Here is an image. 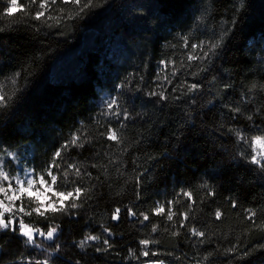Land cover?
Wrapping results in <instances>:
<instances>
[{
  "label": "trees",
  "instance_id": "trees-1",
  "mask_svg": "<svg viewBox=\"0 0 264 264\" xmlns=\"http://www.w3.org/2000/svg\"><path fill=\"white\" fill-rule=\"evenodd\" d=\"M18 2L28 5V0ZM6 3L7 0H0V26L12 23L2 16ZM243 5L240 8V0H236L239 23L207 74L217 76V89L225 83L233 85L221 96L234 106L251 84H264V0H243ZM233 11V0H94L93 8L82 19L63 24L59 29L41 26L36 31L23 22L20 13L14 17L12 27L0 32V78L23 69L18 79L20 98L0 111V152L17 151L30 167L41 171L73 131L87 129L86 135L96 137L99 129L91 117L111 95H122L123 106L133 113L135 120L127 122L124 130L128 148L120 157L126 170L124 176L117 173L118 165L109 166V157L103 155L109 144L116 148L113 142L94 139L82 149L69 151L68 162L74 158L94 177L99 176L100 181H94L93 200L79 211L78 219L67 216L56 219L62 232L55 242L62 247L59 253L52 254L50 264H75L77 260L80 264H137L136 260L124 257L128 256L129 248L139 255V239L158 241L149 245L153 250L173 252L171 256L141 257L139 264L154 259L164 260L165 264H194L192 258L197 253L203 257L209 252L213 255L203 264H264V252H255L245 261H235L232 254H224L232 244L242 241L247 247L260 241L262 233L248 230L250 222L244 219L242 210L264 208V174L250 165L234 162L231 159L234 138L213 132L217 123L222 120L225 125L228 123L221 115L224 111L221 101L213 99L207 87L203 94H197L194 106L188 103L191 97L156 104L155 97L144 95V91L154 86L153 77L161 59L173 57L179 66L183 49L167 46L179 43L178 34L198 38L213 31L219 34L224 22L231 20ZM181 79L194 82L192 77L182 74L173 83ZM121 83L127 87L118 89L116 86ZM137 85L141 91H137ZM249 95L257 104H264V90L257 88ZM137 113L141 116L146 113L147 118H136ZM254 119L264 128V120ZM80 121H84L83 128ZM112 126L119 127L116 123ZM235 126L251 129V123L242 118ZM254 134L257 133L251 129L249 135ZM97 150L101 153L99 158L93 155ZM248 150L251 152V148ZM6 163L15 170L11 160ZM93 163L100 167H91ZM145 171L138 201L135 177ZM205 181L214 189L213 197H207L199 187ZM181 187L191 190L196 201L189 226L206 229L210 243L196 245L184 230L179 236H172L175 229L169 227L165 231L171 222H166L163 216L152 215L144 227H140L139 220L128 218L126 206L133 207L138 215L150 212L155 202L172 199ZM230 199L238 201L237 208H232ZM116 208L121 209L120 218L112 221L111 214ZM218 208L223 214L221 220L214 215ZM173 211H188L187 202L175 205ZM260 219L264 215L258 222ZM101 224L114 233L109 253L73 246V240L81 239L87 232L103 238ZM152 224L159 226L156 233L151 231ZM41 227L47 230L45 224ZM44 245L55 246L52 241H45ZM21 254L38 259L48 255L40 249L22 246L11 234L0 235V264H18L17 257ZM185 255L188 259L183 258Z\"/></svg>",
  "mask_w": 264,
  "mask_h": 264
},
{
  "label": "snow or ice",
  "instance_id": "snow-or-ice-1",
  "mask_svg": "<svg viewBox=\"0 0 264 264\" xmlns=\"http://www.w3.org/2000/svg\"><path fill=\"white\" fill-rule=\"evenodd\" d=\"M236 0H233V15L230 21H225L221 27L219 34L212 32L211 35H204V38L193 37L190 34H178L179 43L169 44L171 48H181L183 52L180 54L179 66L173 57L161 59L158 62L156 75L153 77V87L151 90L144 91V95L152 98L155 97L156 104L167 103L169 100L173 102L183 101L185 97H191L188 101L190 105H196L197 94H203L207 87L208 94L213 95V99L221 101V115L228 121L227 125L223 122L217 123L213 132L218 136L227 135L234 138L235 147L231 159L240 164L250 165L252 168L264 174V128L255 123V117L264 120V104H257L253 96L249 95L255 89L264 90V84H251L246 92H242L240 100L234 106L232 102H224L221 93L233 87L230 83H225L219 89L216 88L217 76H208L212 71L214 61L219 56L220 50L224 47V42L228 40L230 34L234 32L239 23L240 8H242L243 0H240V8L235 7ZM94 0H28V5L18 2V0H7L6 6L2 8V16L8 18L12 23L0 26V32L6 27H12L16 22L14 17L23 13V22L36 31L40 27L59 29L61 25L68 22H74L82 19L93 8ZM197 19H201L198 17ZM62 35L63 33L58 32ZM23 69L17 71L10 76L0 78V111L11 107L17 102L22 94V89L18 87V79L21 77ZM186 75L193 78L194 82L188 79H181L177 83H173L180 75ZM144 77L140 76L143 81ZM169 86L171 90L169 91ZM119 88L127 87V84L121 83L116 86ZM137 91H141L137 85ZM151 102V100H150ZM209 104L212 101L208 102ZM252 108L249 109L248 105ZM189 114L190 113H186ZM136 118H147V114L141 116L136 114ZM247 120L251 123V129L257 134L249 135L251 129L235 126L239 119ZM91 119L98 126L96 137L86 135L87 129L84 131H73L70 139L64 140L59 147L52 153L45 167L37 172L35 168L28 167L22 162L17 151H9L4 149L0 152V235L11 234L20 240L22 246L40 249L42 253L48 255L44 259H38L31 255L21 254L17 257L18 264H50V258L53 253H59L62 245L56 243L58 234L62 232L61 226L55 221L61 216L69 218H79V211L89 204L94 197L95 182L100 181V177H94L87 167L78 163L74 158L72 162H68V153L71 149H82L85 144H91L93 140H106L113 142L116 146L113 149L112 144L108 145V149L103 152L104 156L109 157L108 164L118 165L116 171L119 175L124 176L126 170L123 169L120 157L128 148L125 146L127 137L124 135L126 123L135 122L133 113L123 106L122 95H111L104 102L100 110ZM113 123L119 127H113ZM83 128L84 121L79 122ZM257 145L260 150H257ZM251 148V152H249ZM118 152L119 155L115 153ZM99 158L101 153L99 150L93 153ZM11 160L16 165V174L11 175L6 170L5 165ZM93 168L100 167L93 163ZM107 178V167L104 169ZM147 172L139 173L135 177L136 199H141V190L144 186V177ZM199 187L205 190L207 197H213L215 191L206 181L202 182ZM187 202L188 211L176 213L173 211L175 205H183ZM233 209L238 207L236 199L229 200ZM196 201L193 199V192L187 188L181 187L175 193L172 199L155 202V207L150 212H140L139 215L131 206H126L127 215L130 220H139L140 227L145 226V222H150V217L163 216L166 222L171 224L165 228V231L174 228L171 232L172 236H179L181 231H186L188 239L192 240L196 245H204L211 242V236L205 229L202 230L195 225L189 226L191 219V210L194 208ZM120 208H116L111 214V220L117 221L120 218ZM244 219L250 222V228L259 230L262 235L259 242L243 246L242 241L238 244H232L224 250V254H232L235 261H245L247 257L255 252H264V219H258L264 215V208H245L242 210ZM216 220H221L223 214L220 209H216ZM179 216V219H176ZM142 217V219H141ZM26 218H29L26 221ZM42 224L46 225V231ZM158 224H152L151 231H158ZM104 237L100 234H92L87 232L81 239L73 240V246L86 250L89 247L94 248L96 253H109L112 250L110 243L111 237L114 235L112 231L101 224ZM214 235V233H213ZM40 238V239H38ZM45 241H52L54 247L49 245L45 247ZM141 246L139 255L136 250L129 248L128 256L125 260L134 259L139 264L141 257H160L161 255H173V252H161L159 249H151L150 244H157L158 241L150 239H139ZM213 253H205L203 257L199 253L192 259L194 264H203ZM181 259V257H176ZM184 259H188L185 255ZM80 264V261H75ZM145 264H165L164 260L154 259L147 260ZM191 264V262H190Z\"/></svg>",
  "mask_w": 264,
  "mask_h": 264
},
{
  "label": "rangeland",
  "instance_id": "rangeland-1",
  "mask_svg": "<svg viewBox=\"0 0 264 264\" xmlns=\"http://www.w3.org/2000/svg\"><path fill=\"white\" fill-rule=\"evenodd\" d=\"M21 158H22V162H23V164H25L26 166L30 167V166L28 165V162L26 161L25 157H22V156H21ZM10 165H11V164H10ZM5 168H6V170L9 171V173H10L11 175H15V174H16V168H15V170H13V169H14V168H13V165H11V167H10L9 164L6 163ZM11 169L14 171V173L11 172ZM141 264H145V262H144V263H141Z\"/></svg>",
  "mask_w": 264,
  "mask_h": 264
}]
</instances>
